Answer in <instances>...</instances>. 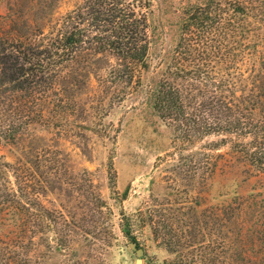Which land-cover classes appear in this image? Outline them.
I'll use <instances>...</instances> for the list:
<instances>
[{"label":"trees","instance_id":"1","mask_svg":"<svg viewBox=\"0 0 264 264\" xmlns=\"http://www.w3.org/2000/svg\"><path fill=\"white\" fill-rule=\"evenodd\" d=\"M158 13L175 19L177 35L153 69ZM139 97L184 149L236 138L225 153L215 152L228 138L210 143L213 153H181L169 171L175 187L207 201L220 179L223 200L204 211L199 235L185 233L181 211L171 223L167 207L159 216L122 210V241L99 186L68 165L62 136L86 156L94 136L111 142L106 119L116 106ZM3 146L19 154L0 156V264H125L126 246L142 248L136 233L153 229L167 254H179L154 264H264V185L242 191L264 181V0H0ZM85 183L82 202L75 194ZM107 234L117 239L110 259Z\"/></svg>","mask_w":264,"mask_h":264},{"label":"rangeland","instance_id":"2","mask_svg":"<svg viewBox=\"0 0 264 264\" xmlns=\"http://www.w3.org/2000/svg\"><path fill=\"white\" fill-rule=\"evenodd\" d=\"M153 1L155 4L160 3L163 6L169 5L171 2L175 6L180 5L183 1L187 2V0H168L170 2L167 1L166 4L165 0ZM157 17L161 37L157 52H161V56L160 53L155 56L157 58L154 61L153 69H157L166 50L170 51L172 46L175 45L177 35L176 29L173 27L175 19L170 16H163L162 13H158ZM148 106L146 98L140 97L116 106L111 116L106 119L111 142L102 141L94 136L90 143L91 148L86 156L81 153L75 142L69 137L62 136L60 146L65 151L68 165L71 166L73 174L83 176L84 172L88 171V174H90L88 175L89 179H93L95 185L99 186L103 198L113 208L115 214L113 220L115 226L114 230L111 229V232L121 238L122 241H125L120 231V212L122 210L127 214L141 211L159 216L163 212V207H167V209L169 208L168 212L171 214L170 218L168 217L171 223L176 221V217L179 216L181 211L187 214L184 221L187 224L182 226L180 222L179 225L182 226L187 235L196 236L197 233L199 235L202 228L206 226L205 220L207 217L204 211L212 208V214L216 213L218 205L223 200L222 197H219L223 191L219 183L220 179L213 187V198L207 201L205 196L197 193L198 191L195 193L185 192L182 190L183 186L181 184L179 188L175 187L179 183L172 181L174 179L169 171L174 168L176 163H184L181 162V153L188 155L196 151L212 152L213 147L209 145L210 143H220L222 138H228L229 145H224L219 151L215 152L225 153L230 148V140L236 141V138L211 136L196 142L192 147L184 149L180 142H175L172 130ZM113 138H115L114 142ZM210 148L211 150H209ZM18 154L19 151L13 147L3 146L0 149V156H4L9 162H15ZM110 156L113 158V168L115 170L111 173L109 171ZM190 161H186V164ZM199 161L200 158H195L192 163L196 166ZM261 185H264V181L260 183L258 180L252 179L249 182H244L242 191H252L254 194H259L255 190H258ZM83 187L81 194H75V197L82 202L86 200L88 195L86 183ZM167 187L171 189L168 191ZM47 200V198L44 200V204L49 207ZM145 217L146 214L143 218L145 219ZM155 222H158L161 227L164 219L156 217ZM110 224L112 225V223ZM209 226L212 229L213 240H215L218 225L215 223L214 215H212ZM155 227L159 228L157 223ZM174 227L179 226L174 225ZM145 232L143 234L139 230L136 233L145 252L143 264H154L166 259L175 260L179 256L177 253L167 254L164 251V248L161 247L164 240L160 232L156 234L155 229ZM106 240L110 244L109 251L113 252L112 255H108L110 259L116 253L117 239L114 235L107 234ZM124 251L125 264H136L137 255L131 250L130 246H126ZM185 255L187 257L189 253Z\"/></svg>","mask_w":264,"mask_h":264},{"label":"water","instance_id":"3","mask_svg":"<svg viewBox=\"0 0 264 264\" xmlns=\"http://www.w3.org/2000/svg\"><path fill=\"white\" fill-rule=\"evenodd\" d=\"M129 246L137 255L136 264H143V257L145 254L144 249L138 248L135 243H130Z\"/></svg>","mask_w":264,"mask_h":264}]
</instances>
